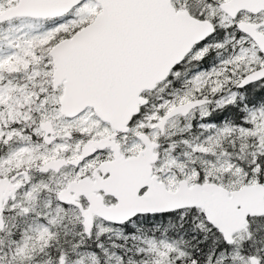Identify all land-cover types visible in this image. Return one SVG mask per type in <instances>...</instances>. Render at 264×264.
Segmentation results:
<instances>
[{
    "label": "water",
    "instance_id": "95a60500",
    "mask_svg": "<svg viewBox=\"0 0 264 264\" xmlns=\"http://www.w3.org/2000/svg\"><path fill=\"white\" fill-rule=\"evenodd\" d=\"M86 1L19 0L16 6L0 14V24L21 18L60 19ZM94 1L101 8L94 21L73 37L59 42L50 52L55 69L54 89L64 86L60 101L63 116L75 119L91 108L101 120L122 131L139 113L140 106L147 103L142 94L165 82L197 47L213 37L215 29L209 22L176 11L171 0ZM221 9L233 16L241 9L257 13L264 10V0H231ZM238 28L264 57V35L258 32L259 27L242 23ZM261 82H264V66L247 74L238 88ZM203 104V101L193 102L175 108L158 127L163 131L171 119L179 115L186 117ZM42 127L49 137L51 123ZM139 138L145 146L140 156L126 160L116 149V162L108 164L112 171L109 182L117 188L118 205L99 212H82L87 236L92 232L93 213L110 223L123 225L138 215L200 209L208 224L231 246L236 242L235 236L247 230L249 219L264 217L263 184L229 191L218 184L189 187L187 181H182L176 192H170L153 176V165L159 157L155 153L158 144L145 135ZM106 143H88L82 150V160L105 148ZM66 164L64 160L51 161L41 167V172H59ZM136 185L149 186L150 190L143 197L127 199ZM6 194V184L0 182V213ZM65 197L66 193L60 202L74 203Z\"/></svg>",
    "mask_w": 264,
    "mask_h": 264
},
{
    "label": "flooded vegetation",
    "instance_id": "af4514ba",
    "mask_svg": "<svg viewBox=\"0 0 264 264\" xmlns=\"http://www.w3.org/2000/svg\"><path fill=\"white\" fill-rule=\"evenodd\" d=\"M89 1L93 0H88L82 5ZM230 1L231 0H171L173 8L176 11L187 12L196 20L211 23L215 29L214 35L221 34L220 39L228 38L233 41L242 40L240 42L244 41L243 44L245 41H251L249 37L240 32L238 26L242 23L259 27L258 32L264 35V10L255 13L241 9L239 12L235 11L236 13L233 16L227 14L221 9L222 5L227 4ZM17 3H14L13 5L15 6ZM68 17L40 21L44 22L49 28H51L59 22H64ZM210 39L207 43H205V45L200 47L205 48ZM238 45L240 44L238 43ZM196 50L197 48L180 66L171 72L165 82L159 84L155 90L147 91L142 94V97L147 100V103L143 106L141 105L139 113L133 116L128 122L124 128L127 131H118L114 129L111 124L101 120L93 109L88 108L83 114L75 119L67 118L61 114L64 118H62V121L64 123H72L74 120L81 119L83 116L91 114L94 122L96 123L95 132L93 134L80 136L76 133H68L64 130L61 123L54 121L53 119H49L46 122L51 123L52 134H50L49 137H46V133L42 127L44 123L42 122L41 110L38 107L42 98L41 94L39 95V100L34 97L28 105H25L24 98L21 97L20 102L23 103V106L20 109H16V111L21 110V121L3 124V132H14L16 133V137L11 139V141H8L7 136L3 135L0 139V156L7 155L6 153H9L10 148H17L29 150L32 158L30 162H26L27 158L31 156L24 154L23 157L20 158V161L15 163L14 166L7 168V171L4 173L0 174V182H5L7 187V198L3 200V211L0 213V216L9 214V209L13 208L16 212H18V214H20L17 216L20 219L21 214H26L32 218L38 217L41 221L47 223L50 218H58L61 212L65 214L67 219L64 225L65 229L63 230L61 225H59L60 222H57L55 225H51L50 227L54 228V230L59 229L61 232L66 230L69 234H71V236L67 235V237H72L73 239L76 236L73 235L74 231L72 224L75 220L77 223L76 229L81 232L82 240L85 244L82 248L87 247L86 249L97 251L103 250L104 248L115 249L117 243H122L119 236L122 235L126 229L135 230L137 228L136 224L139 223L140 220L142 221L144 219H148V222L153 223V219L166 218L168 215L183 212L179 211L170 214L138 215L123 225H115L93 213V227L91 235L87 236L85 233L82 212L88 213L91 210L99 212L102 208H113L118 205V197L116 193L117 188L115 189L109 182L112 177V171L108 169V164H114L116 162V149H119L121 156H123L126 160L140 156L145 150L143 141L139 138L141 135L149 137L152 142L158 144V148L155 153L158 154L159 157L156 164L153 165V176L157 177L159 183L165 184L166 188L170 192H176L180 182L182 181H187L189 187L203 184H218L229 191L240 190L249 185V181L247 180L242 187L237 189H228L222 185L221 182H217L212 177L209 178L208 176V179H205V165L201 166L202 162L200 156H205L213 160L220 155L224 159H229L230 162L247 173V169L249 168L248 157H243L241 155L248 154V140L250 137L248 133L256 130L255 123L251 122V118L254 117V115L256 116L264 113L261 109H256L251 112L249 111V108L247 107L248 97L250 95L249 89L252 86L260 85L263 82L253 84L244 89H239V84L247 74L240 78L241 81H233V79H235L237 68L232 65H226V62L212 66L205 71H192V73L189 71L190 69H188L187 63L198 57ZM260 58L264 63V57L261 55ZM191 66L192 65H189V67ZM185 69L187 70L184 71ZM215 69H222L217 78L213 79L214 77H211L212 80L200 83L199 87L190 86V83L186 82V85L188 84L189 86L188 90L192 91L189 93V97L185 100V102L175 105L172 104L170 107L164 108L160 111V116L157 122L154 125L151 124L150 121L153 115L154 107L158 103L157 100L164 97L170 99L171 101L173 99L176 101L177 98L181 97L182 92L180 89L183 85V81L190 79L194 74H210ZM54 70L53 65V75ZM237 75L238 74H236V76ZM222 77H226L229 80H220ZM51 86L52 91L55 94L60 93V97L62 98L64 94V86L62 85L59 88L54 89L53 81ZM8 96L11 97L14 95L11 94V96ZM240 98H242L245 102V107L243 106L244 108L242 112L244 118L243 125L231 127L226 123V120L228 119L226 109L237 104ZM202 101L204 104L192 110L188 116L185 117L179 115L171 119L166 124L163 131L158 127L163 119L175 108L187 103ZM11 102L13 101L11 100ZM19 105L15 106L18 107ZM11 106H14V104ZM209 116L212 118L214 123L211 124L207 131H209L208 134L213 137V141L210 142V146H207L205 144L206 142H204L201 138L202 135H207L203 134L204 131L195 132L194 126ZM175 121H180L183 127L171 131L169 129L170 125ZM170 132L172 135L168 138V134ZM77 138L78 142L81 144L77 150L74 148H63L68 141H74ZM253 140L256 142L253 153H257L261 156V158L259 157L258 163L253 165V168L260 169L262 172L260 174L264 175V147L260 139L253 137ZM48 141H50L49 144H47ZM103 141L107 142L105 148L102 150L98 149L95 154L82 160V150L88 143H100ZM171 143L175 147L174 155H178L181 160H188L190 165L196 167L198 177V180L191 183L187 179L180 176L181 180L178 181L176 189L174 190L169 189L165 181H163L164 177H162L159 172V168L165 158V153L172 146ZM43 145L47 149H54L55 147L60 148L59 153L54 158L49 159L44 163L41 159ZM194 145L201 146L204 149L203 152L194 151ZM189 156H195L196 158L189 159ZM55 160H64L67 164L61 168L59 172H56L55 170H51L46 173L41 172V167L44 164ZM81 171L82 173H80ZM247 174L249 175V173ZM257 183L264 185V182H256L255 184ZM149 190V186L145 185L139 188V186L136 185L130 190L129 195L126 194L127 199L143 197L149 192ZM65 193L67 194L65 199L69 202H74L73 204L60 202V197ZM93 203L95 204L93 205ZM14 215L17 214L12 212V215L6 217ZM68 220L71 221L72 226L67 224ZM30 225H24L19 230L26 229ZM13 226V222L8 221L6 226L2 228L1 232L5 233L11 231ZM140 228L141 227L138 226V229ZM263 229L264 217L249 219V226L243 234L249 235L252 231L262 233V231H264ZM19 236L20 234L18 233L17 237ZM263 245L264 240H260V253L264 252ZM180 254H183V256H181L179 260L184 264L189 262L198 264L199 261H201V259L185 258L184 252L177 253V255ZM253 259L256 260L255 263H253ZM116 260V258L112 259V263L116 262ZM135 260L141 264L140 262L142 259ZM221 260L222 259H207L205 262L208 264H216V262L220 263ZM230 261L234 264H236L237 261V264H239V261H242V259L230 258ZM244 262L245 264H263L258 256L245 257Z\"/></svg>",
    "mask_w": 264,
    "mask_h": 264
},
{
    "label": "rangeland",
    "instance_id": "374dc122",
    "mask_svg": "<svg viewBox=\"0 0 264 264\" xmlns=\"http://www.w3.org/2000/svg\"><path fill=\"white\" fill-rule=\"evenodd\" d=\"M17 2L18 0H0V14L7 8L14 6L13 4ZM99 11V5L94 1H89L75 9L64 22H59L51 28L44 22L33 19H17L0 24V139L3 135L7 136L8 141L16 137V133L14 132L4 133L3 124L21 121V110L16 111L17 108L20 109L23 106L20 98L23 97L25 105H28L34 97L39 100L40 94L42 98L38 107L41 110L42 122L44 124L47 123V120L53 119L61 123L64 130L71 134L76 133L80 136H87L95 132L96 123L91 114L74 120L72 123H64L62 121L63 117L59 108L61 94H55L51 88L53 81V60L50 52L55 45L64 40H61L65 36L64 34L69 33L73 35L75 27L82 28L84 23L86 25L90 24ZM57 41L59 42L56 44ZM243 42H239L243 50L238 51L225 64H236L237 69L241 65H245L249 70L258 64L263 66L264 63L257 54L259 52L258 49L248 51L247 47H245L246 42L244 44ZM222 69H215L210 74H194L190 79L183 81L180 89L182 92L181 97L177 98L176 101L174 99L171 101L164 97L157 100L158 103L154 107L150 121L151 124L154 125L157 122L160 116L159 113L164 108L170 107L172 104L185 102L192 91L188 90L189 86L188 84L186 85V82H189L190 86L199 87L200 83L212 80L211 77L216 79ZM11 94L14 96H11ZM10 103L11 105L14 104V106H11ZM15 105L19 106L16 107ZM251 122L255 123L256 130L248 134L250 136L253 134L252 137L260 139L264 147V113L254 115L251 118ZM182 127L180 121H175L171 123L169 129L172 131ZM171 135L172 133L170 132L168 138ZM80 145L77 138L74 141H68L63 148H74L77 150ZM171 145L170 149L165 153V158L159 168V172L164 177L163 181H165L169 189L174 190L178 181L181 180L180 176L191 183L198 180V177L196 167L190 165L188 160H181L178 155H174L175 147L172 143ZM193 148L194 151L198 152H203L204 150L201 146L197 145H194ZM59 149L58 147L47 149L43 145L42 162L44 163L54 158L59 153ZM6 154L0 156V174L7 171V168L14 166L24 154L31 156L29 150L17 148H10L9 153ZM31 158L32 156L28 157L26 162H30ZM188 158L196 157L189 156ZM200 158L202 162L201 166L205 165V179H208V176L209 178L212 177L228 189H237L242 187L247 180L249 182L252 181L250 180V175L230 162L229 159H224L220 155L213 160L205 156H200ZM253 184L255 183L252 182L249 185L252 186ZM9 211V214L0 216V264H139L135 260L136 257L134 258L131 254L125 253L126 256H123L118 253L121 247H126L122 243H117L115 249L104 248L97 251L86 249L87 247L81 249L85 244L83 243L81 232L76 229L77 223L75 220L72 223L73 235H76L73 239L72 237H67V235L71 236V234L66 230L61 232L59 229L54 230V228L50 227L60 222L59 225H61L63 230L65 229L64 225L67 219L65 214L61 212L58 218H50L46 223L38 217L32 218L26 214H21L20 219L17 217L20 214L16 210L11 208ZM12 212H15L17 215L6 217L12 215ZM8 221H12L14 224L11 231L1 232ZM67 224L71 225V221L68 220ZM24 225L30 226L19 230ZM18 233L20 236L16 238ZM123 235L122 233L119 236L121 242L129 239ZM252 236V233L249 235L243 234L237 238V241L240 239L249 240ZM134 239L136 241L134 244V246L136 245L135 251H138L139 254L145 255L149 259L147 264H167L171 261L172 256L175 259H180L183 256V254L177 255L178 252L183 251L171 242L155 241L141 237H134ZM114 258L117 260L112 263V259ZM237 258L242 259V261H239V264H245L244 256L240 255Z\"/></svg>",
    "mask_w": 264,
    "mask_h": 264
},
{
    "label": "trees",
    "instance_id": "16d2710c",
    "mask_svg": "<svg viewBox=\"0 0 264 264\" xmlns=\"http://www.w3.org/2000/svg\"><path fill=\"white\" fill-rule=\"evenodd\" d=\"M84 25L86 26L85 23L83 24V27ZM80 29L81 27H75L73 29V34L78 32ZM64 35L65 36L61 40L70 38L72 36L69 33H66ZM220 37L221 34L214 35V37L210 39L208 45L205 48H197L196 54H198V57L193 59V61L187 63L190 72H199L200 70L205 71L217 64H222L223 62L227 63L237 54L238 51L243 50V48L238 45V43L242 40L233 41L232 39L228 38L220 39ZM58 42L59 41H57L56 44ZM245 42L247 43L245 47H247L246 49H248V51L257 50L255 45L251 41ZM257 54L258 56H261L259 52H257ZM189 65L192 66L189 67ZM232 66L237 67L236 64H233ZM261 67L262 65L258 64L255 65L253 69L249 70L247 69V67H245V65H241L237 69L236 74L238 75L236 76L235 74V79H233V81L239 82L241 81V77H244L246 74ZM186 70L187 69H185L184 71ZM220 80L228 81L229 79H227L226 77H222ZM249 90L250 95L248 97L247 104L249 111L251 112L256 109H261L262 111H264V82L260 85L250 87ZM244 103V100L240 98L237 104L232 105L231 107L226 109V113L228 115L226 123L231 127L243 125L244 118L242 112L243 108L245 107ZM213 123L214 122L212 121V118H210L209 116L208 118L203 119L199 124H196L194 126L195 132L204 131L203 134L207 135L201 136L202 140L206 142L205 144L207 146H210V142L213 141V137L208 134L209 131H207ZM254 145L256 146V142L253 140V137L251 135L248 140V146H250L248 154L241 155L243 157H248L249 168L247 169V173H249L251 177L250 180H252L249 182V184H251L252 182H264V175L260 174L262 173L261 170L253 168V165H256L258 163L259 157L261 158L259 154H254V151L252 152V148L254 149ZM136 226L137 228L135 230L126 229L123 232V236L129 239L122 242V244H124L126 247H121V249L118 250V253L123 256H126L125 253L131 254L132 256H134V258L136 257V259H142V261L140 262L141 264H147L148 258L143 254H139L138 251H135L136 245L134 246V244L136 243V241L134 237H141L145 239L148 238L149 240L155 241L171 242L179 246V248L184 252L185 258L201 259L198 264H208L205 262V260L207 259H222L220 263L216 262V264H234L230 262V258L235 259L240 255L244 257L258 256L264 263V252L260 253L259 247L260 240H264V231H262V233L252 231L251 233L253 234V236L249 240L240 239L233 246H228L225 243L222 235L206 222L204 213L199 209L186 210L180 213L168 215L166 216V218L153 219V223L148 222V219H144L142 221L140 220L139 223L136 224ZM138 226L141 228L138 229ZM17 236L18 234L16 235V238H18ZM81 249L83 248L81 247ZM168 264L184 263L172 256L171 261H169ZM187 264L194 263L189 262Z\"/></svg>",
    "mask_w": 264,
    "mask_h": 264
},
{
    "label": "bare ground",
    "instance_id": "6f19581e",
    "mask_svg": "<svg viewBox=\"0 0 264 264\" xmlns=\"http://www.w3.org/2000/svg\"><path fill=\"white\" fill-rule=\"evenodd\" d=\"M239 235H241V233H240V234H238L237 236H239Z\"/></svg>",
    "mask_w": 264,
    "mask_h": 264
}]
</instances>
